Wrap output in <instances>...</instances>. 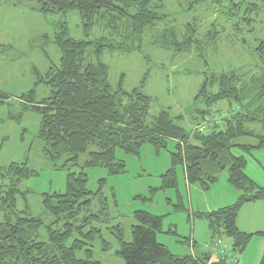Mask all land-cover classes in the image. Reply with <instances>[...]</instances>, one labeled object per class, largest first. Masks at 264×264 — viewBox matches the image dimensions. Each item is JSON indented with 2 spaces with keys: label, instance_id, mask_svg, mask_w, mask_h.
<instances>
[{
  "label": "trees",
  "instance_id": "1",
  "mask_svg": "<svg viewBox=\"0 0 264 264\" xmlns=\"http://www.w3.org/2000/svg\"><path fill=\"white\" fill-rule=\"evenodd\" d=\"M22 1L44 14L77 12L85 35L97 26L110 32L109 40L100 38L89 42L67 37L63 28L54 39L60 54L58 65L51 66L45 77L36 73L33 89L19 98L25 109L41 118L37 137L45 145L47 158L55 162L67 156L66 163L75 165L79 157L86 155L85 167L104 166L114 173L123 168L122 164H115L116 149L133 155L144 144L158 151L166 147L167 141L173 142L176 152L171 154L172 168L161 177V188H175L174 165L177 163L183 165L188 184L201 183L203 176L215 183L217 175L226 170L228 186L239 193L238 198L230 206L198 217L206 219L213 237H226L232 243L231 250L240 255L253 235L237 229L236 217L244 204L258 201L264 206V189L245 175V158L233 156L231 150L239 148L250 152L251 147L238 145L236 141L252 136L247 125L264 122V38L253 51L259 73L249 81L242 83L233 73L204 79L195 98L196 107L189 116L193 124L189 132L177 122L181 118H172L168 111L149 119V98L139 89L126 93L122 89L123 76L117 88L112 89L108 83V68L100 62L101 54L107 49L141 52L137 45L145 31L167 19L160 14L165 0ZM256 1L260 5L251 0H194L187 10L202 4L238 32L243 26L251 27L260 8L264 9V0ZM185 30L182 42L176 40L173 31H165L158 43L161 49L170 48L178 53L194 47L200 49L194 24L186 25ZM218 34L212 26L205 38L215 44ZM89 49L94 61L88 54ZM38 84H44L50 91V97L39 103L34 101ZM1 99L6 98L1 96ZM221 103H225L229 117L209 132L197 133L194 128L204 118L223 112L222 108L214 107ZM33 175L26 164L0 167V210L5 216L0 223V264H97L92 261L91 250L85 251V259L75 256L86 246L82 241L75 240L71 247L65 244L75 231L88 241L99 234L95 229L87 234L83 230L99 219L89 215V210L93 197L100 195V191L96 194L87 191L86 176L79 173L67 176L64 194L42 196V207L53 217L52 225L57 226L56 230L52 225L47 227L44 243L39 241L42 223L31 217L27 204L22 212H15L16 198L26 200V192L20 187ZM105 206L102 200V215ZM133 219L136 224L130 229V243L122 241L121 231L116 228L120 242L117 254L125 264H229L225 259L212 261L207 253L195 258L174 256L156 241L161 218L137 211ZM255 235L264 238V231ZM259 264H264V251Z\"/></svg>",
  "mask_w": 264,
  "mask_h": 264
},
{
  "label": "rangeland",
  "instance_id": "2",
  "mask_svg": "<svg viewBox=\"0 0 264 264\" xmlns=\"http://www.w3.org/2000/svg\"><path fill=\"white\" fill-rule=\"evenodd\" d=\"M192 1L165 0L160 14L167 19L145 31L141 41L137 42L141 52L107 49L100 56V62L108 68V83L112 89L117 88L123 76L122 89L126 93L139 89L149 98V119L161 111H168L172 118H181L177 122L189 132L193 128L189 116L196 107L195 98L204 79L233 73L240 82L249 81L259 73L253 51L257 42L264 38L263 8L251 27L243 26L235 32L231 24L217 18L202 4L188 11V4ZM251 2L260 5L259 1ZM191 24L196 28L195 39L200 42V49L194 47L183 53L170 48L161 49L158 43L165 31H173L176 40L182 42L185 27ZM212 26L219 32L215 44L205 38ZM63 28L66 36L74 40L93 42L110 38V32L101 26L85 35L75 11L44 14L22 0H0V95L7 98L0 105V167L11 163L26 164L34 174L22 183L20 189L26 192V200L16 198L15 212H22L26 203L31 217L41 221L39 241L46 243V229L52 225L53 217L44 211L42 196L64 194L67 176L84 173L85 189L101 194L93 197L89 210V215L99 219L83 233L95 229L99 234L88 241L76 231L73 233L66 247H71L75 240L86 244L82 251L75 253L78 259H85V251L91 250L92 261L97 264H125L117 254L120 242L116 228L121 231L122 241L130 243V229L136 224L133 213L137 211L161 218L157 241L165 244L168 251L183 253L191 249V244L203 251L202 246L211 231L206 219L198 215L207 213L204 211L214 205L226 182V170L217 175L215 183L203 176L201 183L188 184L183 165L177 163L174 165L175 188L162 189L161 177L172 168L171 154L176 152L171 141L158 151L144 144L133 155H125L116 149L115 164H122L123 168L114 173L104 166L85 167L86 155L79 157L75 165L66 163L67 156L52 162L45 155V145L37 137L41 118L25 109L19 98L33 89L36 73L45 77L51 66L58 65L60 54L54 39ZM88 54L94 61L92 49ZM49 97L50 91L44 84L36 85L35 102ZM214 107L222 108L223 112L227 110L225 103ZM246 129L252 136L238 139L236 144L251 147L250 152L234 148L231 154L244 157L248 168L253 166L264 174V122L247 125ZM102 200L106 203L103 215ZM4 219L0 210V223ZM51 227L57 229V226ZM221 239L229 242L226 237L221 236Z\"/></svg>",
  "mask_w": 264,
  "mask_h": 264
},
{
  "label": "crops",
  "instance_id": "3",
  "mask_svg": "<svg viewBox=\"0 0 264 264\" xmlns=\"http://www.w3.org/2000/svg\"><path fill=\"white\" fill-rule=\"evenodd\" d=\"M1 96L4 97L3 95H0V105L4 104V102L2 101L3 99H1ZM192 129L193 128H191V132ZM251 167L248 168V163H246V167L244 170L245 175L250 180H252L257 185H259L264 189V174H262L258 170V168H255L253 166ZM224 183L225 184H223V186L221 187L220 193L216 196L214 205H212L211 208L209 207V209H207L204 212L208 213L219 210L221 208L232 205L236 201L239 193L228 186L227 178H226V182ZM235 225L240 232L253 235L249 240L246 248L243 250V252L240 255H238L237 264H259L261 256L264 251V238L255 234L264 231V206L262 202L257 201L253 203L244 204L239 210V213L235 220ZM191 239L192 241L194 240L193 236ZM215 239H218L222 245H224L226 248L231 250L232 243L230 240L228 243L226 241L224 242L221 239V236L213 237L211 233L210 236L208 234V239L205 241V243L211 242ZM156 241H157V236H156ZM159 244H162L167 250H169V248L166 247L165 244L163 243H159ZM178 252L179 253H172L171 251H169V253L177 257L180 256L183 257L188 255L190 256L191 254L190 249L185 250L183 253L180 250ZM192 252L195 257H201L202 254H206L204 250L202 251L201 249L199 250L195 248L192 250ZM211 260L216 261L217 259L211 258Z\"/></svg>",
  "mask_w": 264,
  "mask_h": 264
},
{
  "label": "built area",
  "instance_id": "4",
  "mask_svg": "<svg viewBox=\"0 0 264 264\" xmlns=\"http://www.w3.org/2000/svg\"><path fill=\"white\" fill-rule=\"evenodd\" d=\"M228 116V112H222L219 115H213L212 117L204 118V120L197 124L194 128L197 133L204 134L209 132L210 130L216 128L221 125L222 120ZM194 249L193 244H191V254L190 256L195 258L192 250ZM202 249L211 256V258H215L217 260H227L229 264H237L238 254L233 252L232 250L226 248L218 239H215L211 242H206Z\"/></svg>",
  "mask_w": 264,
  "mask_h": 264
}]
</instances>
